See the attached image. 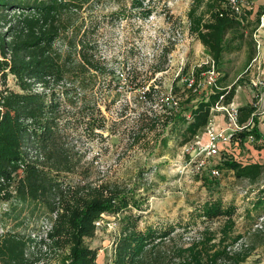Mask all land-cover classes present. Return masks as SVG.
Returning a JSON list of instances; mask_svg holds the SVG:
<instances>
[{"label": "rangeland", "instance_id": "rangeland-1", "mask_svg": "<svg viewBox=\"0 0 264 264\" xmlns=\"http://www.w3.org/2000/svg\"><path fill=\"white\" fill-rule=\"evenodd\" d=\"M221 5L224 7L223 0H97L78 12L79 23L84 21L83 29L97 43L96 51L117 75L113 92L106 83L110 76L95 74L94 87L73 92L76 102L61 98L60 131L72 170L60 179L65 189L81 186L82 194L68 193L52 213L17 204L14 198L0 200V234L9 227L29 234L33 240L28 253L40 257L38 264H64L74 241L68 230H61L59 244H52L47 235L53 226L87 202L123 191L138 204L128 202L120 210L102 212L94 235L85 237L86 244L97 250L98 264H113L116 241L132 223L138 230L151 228L162 235L147 242L148 252L141 264H188L189 249L200 250L205 245L210 253L226 246L235 251L257 245L243 264H264V168L251 177L230 165L263 164L264 151L244 147L219 151L199 172L195 167L198 151L186 147L195 134L202 135L205 126L192 135L189 123L179 115L172 117L160 110L162 98L170 93L180 104L175 113L187 106L194 108L214 90L229 89L237 80L236 95L240 94L243 103L246 93L253 95L250 76L244 73L250 60L247 52L225 50L217 61L214 49L201 36L211 37L205 26L213 22ZM256 9L264 11V0L255 3ZM6 31L7 25L0 20V32ZM234 34L227 33L222 47ZM240 43L252 50L249 35L232 41V45ZM208 56L221 73L217 86L195 92L185 79L194 77L204 83L210 67L204 64ZM150 85L154 89L145 99L144 91ZM6 86L19 89L11 74ZM4 87L0 78V90ZM185 115L191 114L180 117ZM213 165H218L220 176L209 171ZM215 201L222 211L231 208L233 213L208 212Z\"/></svg>", "mask_w": 264, "mask_h": 264}, {"label": "trees", "instance_id": "trees-1", "mask_svg": "<svg viewBox=\"0 0 264 264\" xmlns=\"http://www.w3.org/2000/svg\"><path fill=\"white\" fill-rule=\"evenodd\" d=\"M96 1L0 0V20L7 25V31L0 32V78L5 84L0 90V200L14 198L17 204L46 208L52 213L57 212L68 193L82 194L81 186L74 190L73 187L65 189L60 179L64 172L72 170L69 154L62 143L64 135L60 131L61 98L70 97L76 102L77 95L73 96V92L78 94V90L94 87L97 83L95 74L110 76L106 82L110 92L117 88L116 71L111 70L96 51L97 43L89 38L88 29H83L84 21L79 23L78 12ZM217 12L213 22L205 26L210 30L211 37L201 36L206 45L214 49L218 61L222 51L228 50L230 53L241 48V43L232 45V41L237 42L245 37L247 24L244 14L234 15L225 6ZM257 17L259 19L260 14ZM229 31L235 34L222 47ZM9 74L16 79L18 90L6 86ZM153 89L154 86L150 85L143 97L150 98ZM236 89L237 85L234 84L230 89L214 90L208 98L206 96V99L204 97L195 103L194 108L187 106L175 113L178 108L169 107L162 101L160 110L170 112L172 117L179 115V119L189 123L188 131L194 135L206 125L211 107L219 98L225 95L226 101H231ZM254 108L251 104L239 108L241 123L248 122ZM185 112H189L192 119L187 115V118L180 117ZM155 118L160 116L156 115ZM253 119L255 121V116ZM238 134L243 139L252 134L256 138L255 148L264 150V136L256 126ZM31 153L34 155L31 156ZM230 165L244 176L251 177L264 168V163L243 167L231 162ZM127 194L122 191L106 199L91 200L81 208L72 210L63 222L59 221L53 226L47 235L52 244H59L57 235L61 230H68L74 241L64 264H98L97 250L86 244L85 237L94 235L96 221L102 212L120 210L128 202L138 204L133 196L127 197ZM217 203L215 201L214 208L208 212L233 213L231 208L222 211ZM8 212L7 215L10 214ZM27 235L11 227L0 234V264L40 262V257H32L28 253L29 243L33 239ZM161 237L151 228L142 231L130 224L116 241L113 264H141L148 252L145 248L147 242ZM226 247L213 253L206 245L200 250L191 248L187 263L243 264L258 246L246 245L235 251Z\"/></svg>", "mask_w": 264, "mask_h": 264}, {"label": "built area", "instance_id": "built-area-1", "mask_svg": "<svg viewBox=\"0 0 264 264\" xmlns=\"http://www.w3.org/2000/svg\"><path fill=\"white\" fill-rule=\"evenodd\" d=\"M258 0H223L225 8L234 15H243L247 11L255 10V3ZM252 38L255 42L256 53L245 68L244 73L250 76L249 85L253 92V101L255 107L264 100V67L262 58L264 56V11L260 14L257 25L252 32ZM204 64H209V69L205 71V82H197L194 77L185 79L187 86L193 91L206 89L209 86H217L218 76L220 75L215 68L214 60L208 56ZM202 90V91H203ZM225 95L212 106L210 110V118L205 125L202 135L198 133L194 135V140L187 145V151H198L199 157L195 162V167L199 172L207 168V160L209 157H216L219 151L227 150L231 146L233 139L240 140L238 133L250 130L253 123L255 113L252 114L247 123L240 122L239 106L236 102H227L223 100ZM169 107L178 108L180 106L177 98L170 93L167 97L162 98ZM227 102V103H225ZM192 119L191 115H188ZM236 137V138H234ZM248 140L252 143L256 142V138L250 134ZM241 141H243L241 139ZM209 171L215 177L221 175L216 165L209 167Z\"/></svg>", "mask_w": 264, "mask_h": 264}, {"label": "crops", "instance_id": "crops-1", "mask_svg": "<svg viewBox=\"0 0 264 264\" xmlns=\"http://www.w3.org/2000/svg\"><path fill=\"white\" fill-rule=\"evenodd\" d=\"M250 13L248 14V11H247V13H245L244 15H245V20H244V22H246V24H247V28L245 29V36H250V38L252 39V41H253V38H252V32H253V29H254V27L257 25V23H258V9H256V10H253V11H249ZM258 13V14H257ZM261 14V13H260ZM251 29V30H250ZM250 30V31H249ZM241 48L242 49H240V51H242L241 52V54L242 53H246V57H247V55H248V57L247 58H249L250 60H249V62L251 61V59L253 58V56L255 55V53H256V47H255V42L253 41V43H252V50L249 52L248 51V49H249V47L247 46V44H243L242 46H241ZM239 51V52H240ZM249 62H247L246 64H245V67H247V65H248V63ZM262 64H263V67H264V56H263V58H262ZM219 74H221L220 72H219ZM236 83V82H235ZM234 83V84H235ZM234 84H232L231 85V87L234 85ZM230 87V88H231ZM225 89L227 88V87H224ZM229 88V89H230ZM228 89V88H227ZM236 92H235V94H234V96L232 97V99H231V101H234V102H236V104L239 106V107H241V106H244V105H247V104H251V105H253L254 107H255V105H254V101H253V97H252V95L249 93V94H247L246 93V97H247V100H246V102H242L241 101V97H240V94L239 95H236ZM231 101H228V102H231ZM253 113H255V121H254V119H253V123H252V125H251V127H250V129H252L254 126H256V128H258V130L263 134V136H264V100L263 101H261L260 103H259V105L257 106V107H255L254 108V111L252 112V114ZM250 120V119H249ZM248 120V121H249ZM234 138H236V137H234ZM241 139H243V137L242 138H240V140L238 141V140H236V139H233V141L231 142V146L229 147V149H228V151H241V149H242V147H244L247 151H264V150H262V149H258V148H255V143H252V142H250L249 140H248V138H244L243 139V141H241ZM264 140V139H263ZM240 147H241V149H240Z\"/></svg>", "mask_w": 264, "mask_h": 264}]
</instances>
